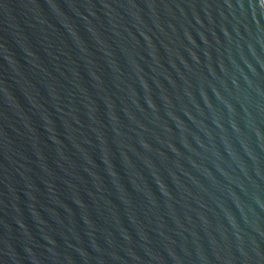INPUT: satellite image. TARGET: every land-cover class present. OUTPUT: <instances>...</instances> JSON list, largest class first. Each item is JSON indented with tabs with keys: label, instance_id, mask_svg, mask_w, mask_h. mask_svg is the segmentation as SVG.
Masks as SVG:
<instances>
[{
	"label": "water",
	"instance_id": "95a60500",
	"mask_svg": "<svg viewBox=\"0 0 264 264\" xmlns=\"http://www.w3.org/2000/svg\"><path fill=\"white\" fill-rule=\"evenodd\" d=\"M0 264H264V0H0Z\"/></svg>",
	"mask_w": 264,
	"mask_h": 264
}]
</instances>
